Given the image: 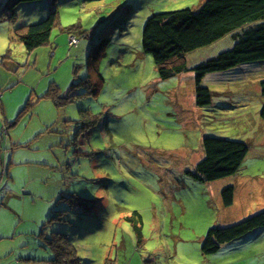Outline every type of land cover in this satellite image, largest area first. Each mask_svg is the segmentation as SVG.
Returning a JSON list of instances; mask_svg holds the SVG:
<instances>
[{
    "label": "rangeland",
    "instance_id": "1",
    "mask_svg": "<svg viewBox=\"0 0 264 264\" xmlns=\"http://www.w3.org/2000/svg\"><path fill=\"white\" fill-rule=\"evenodd\" d=\"M205 1L41 0L13 19L0 0V264H52L56 234L77 264H264V229L201 250L209 229L264 211V61L207 74L211 103L199 108L192 69L232 35L186 54L188 71L166 80L141 48L152 15ZM53 9L50 43L27 52L15 31ZM205 137L247 146L236 174L190 175Z\"/></svg>",
    "mask_w": 264,
    "mask_h": 264
},
{
    "label": "trees",
    "instance_id": "2",
    "mask_svg": "<svg viewBox=\"0 0 264 264\" xmlns=\"http://www.w3.org/2000/svg\"><path fill=\"white\" fill-rule=\"evenodd\" d=\"M11 18L14 7L20 3H33L41 0H8ZM59 14L53 9L40 23L18 28L15 34L24 49L32 50L50 43L51 33L57 25ZM70 31V29L68 30ZM231 34L234 45L230 50L198 64L192 69L195 81V105L207 107L211 103L212 92L201 86L207 74L229 71L242 64L264 61V0H206L195 12L189 9L152 15L143 28L141 48L145 55L152 57L158 77L162 80L188 71L185 55L207 47ZM76 40L77 38L74 37ZM70 43L69 46H77ZM264 101V81L260 84ZM69 100L66 96L55 98L61 105ZM264 121V102L260 111ZM204 158L190 174L196 181L211 182L237 173L248 153L244 143L213 137L202 140ZM1 157V153H0ZM3 191H0V195ZM234 189L222 191L223 203L231 206ZM137 218V213H134ZM264 229V211L259 212L235 225L209 229L202 244V253L212 255L224 244L239 240L245 235ZM56 234L48 239L54 254L52 264H77L71 260L72 252L63 237Z\"/></svg>",
    "mask_w": 264,
    "mask_h": 264
},
{
    "label": "built area",
    "instance_id": "3",
    "mask_svg": "<svg viewBox=\"0 0 264 264\" xmlns=\"http://www.w3.org/2000/svg\"><path fill=\"white\" fill-rule=\"evenodd\" d=\"M69 42L73 43V44H76L77 40L74 37L70 36L69 37Z\"/></svg>",
    "mask_w": 264,
    "mask_h": 264
}]
</instances>
